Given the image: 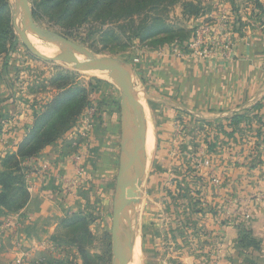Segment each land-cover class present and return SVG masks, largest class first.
Returning <instances> with one entry per match:
<instances>
[{"label": "rangeland", "instance_id": "374dc122", "mask_svg": "<svg viewBox=\"0 0 264 264\" xmlns=\"http://www.w3.org/2000/svg\"><path fill=\"white\" fill-rule=\"evenodd\" d=\"M236 1L176 0L171 4L165 3L150 12V16L163 19L173 28L174 33L164 32L145 40L140 37L131 38L132 28L125 30L127 27L121 26L124 25L121 21L103 23L95 20L73 30L71 35L46 14L40 13L36 17L41 25L68 36L94 54L127 62L132 72L126 64L122 66L132 74L135 90L145 95L149 117L155 129L156 146L150 158L142 205L132 212L137 216L143 264H226V247L231 238L228 236L231 228L234 230L237 227L235 229L239 230L238 241L242 229L246 227L250 230L248 226L252 216L251 203H264V137L256 134L258 130L264 129V111L261 119L254 110L247 111L245 114L252 117V123L248 125L247 120L242 122V132L238 131L233 138L228 139L221 132V124H228L233 113L244 112L264 97L249 107L220 117H211L209 112L202 113L197 108H185L186 105L178 100V94H165V99L173 102L178 98L177 101L185 105H180V108L172 106L175 109L172 114L168 105L157 98L163 92V85L159 83L156 72L164 58L170 57L169 52L160 54L158 51L173 42L165 40L172 34L176 38H185L183 41L192 38V19L207 20L206 15L210 11L231 5L236 17L240 15L241 22L242 14L246 17L255 15L258 29H264L262 0ZM10 2L13 20L15 0ZM30 2L35 8L33 0ZM16 16V27L21 29L17 26V11ZM135 19L137 25H140L142 16L136 15ZM248 22L251 23L249 20ZM13 27L19 39L13 46L9 45L8 53L0 54V109L3 124L0 131V171L6 169L7 156L18 152L36 113L43 111L44 106L63 91L62 83L65 82L66 90L76 87L87 89L91 102L74 126L62 133L55 142L42 149L38 155L21 160V172L26 175V187L30 195L27 204L35 188L32 176L37 167L34 163L39 156H45V152L50 154L52 149L56 157L71 161L76 171L75 176L65 178L75 179L79 186L74 189L72 184L66 186V182L62 181L64 187L59 189L60 192L63 190V197L67 200L63 208L66 215L62 218V238L45 243V250L40 254L36 253L27 260L14 258L11 262L48 264L51 260L63 261L65 264H83L78 246L73 242L78 235L71 227H66L64 222L74 215L82 214L91 221L89 228L92 239L85 245L94 255L92 264H113V202L117 189L120 152L116 163L117 170L112 176L113 182L110 183L104 176L105 150L103 152L104 148L97 144L95 136L98 133L105 137L107 133L111 134L115 126L119 127L120 135L122 134L121 90L114 81L88 73L92 68L83 71L62 61H46L36 56L23 43L14 24ZM109 28H113L122 39L105 40L102 34ZM39 39L44 43L48 42ZM63 51L65 53L64 45ZM75 52L87 57L83 52ZM135 57H139L140 61H134ZM60 75L67 79L58 81ZM95 77L105 80V83L93 88L97 83ZM169 120L171 127L168 126ZM210 144L214 148H210ZM45 157L47 164L43 166L46 170L58 169V161H54L57 158ZM57 177L62 179L60 175ZM256 186L257 190L254 191ZM107 191L112 201L110 205L105 196ZM20 201L21 198L18 202ZM27 204L21 209L26 208ZM21 209L0 206V235L12 229L9 228L12 225L8 224L21 217ZM250 232L254 237L251 230ZM3 244L2 241L1 250ZM21 245L20 241L14 242L15 247L19 248ZM244 248L246 255L242 257L247 258L245 263H256L257 259L252 256V252L258 251L259 247L249 243ZM251 248L253 251L249 252Z\"/></svg>", "mask_w": 264, "mask_h": 264}, {"label": "crops", "instance_id": "0c3cea01", "mask_svg": "<svg viewBox=\"0 0 264 264\" xmlns=\"http://www.w3.org/2000/svg\"><path fill=\"white\" fill-rule=\"evenodd\" d=\"M239 17L238 14L231 60L212 66L210 63L193 59H180L172 56L164 58L156 72L159 83L163 85V88L161 87L163 92L159 93L157 98L168 105L172 114L175 110L172 106L180 108L186 105L185 108H197L202 113L209 112L211 117H220L249 107L256 100L264 97V29H258V20L255 15L246 17L242 14V22ZM251 17L253 19H250ZM172 93L178 94L179 99H177L185 105L177 99L173 102L165 99V94ZM168 123L171 127L170 120ZM95 141L104 148L103 152L105 150L103 153L106 158L104 176L112 183L120 152L119 127L115 126L111 134L107 133L105 137L96 133ZM53 150L50 154L45 152L44 155L48 158H57L54 161H58L56 164L58 169L46 170L44 168L47 164L46 157L43 155L36 159L34 164L37 168L32 176L35 188L31 193V199L27 207L21 209V215L19 214L21 217L11 220L8 224L12 225L9 228H14V230L8 229L0 235V245L2 241L4 242L2 250V246L0 247V264H13L11 261L14 258L15 260L16 258L27 260L36 253H42L45 250V243L48 244L50 240L56 239L57 241L62 238L64 220L62 218L66 215L63 208L67 200L63 197V190L60 192L59 189L64 187L62 179L74 177L76 171L71 161L56 157ZM57 175H60L62 179H59ZM109 194L108 191L105 193L108 205L112 203ZM250 206L252 216L248 227L253 233L255 242H258L259 250L253 251L251 248L249 252L253 251L252 256L257 259L254 264H264V203L253 201ZM235 228L237 227L233 230L232 227L228 235L231 238L226 247L225 263L246 264L247 258L242 257L246 255V250L244 247L237 246L239 230ZM17 241L22 242L19 248L14 246V242Z\"/></svg>", "mask_w": 264, "mask_h": 264}, {"label": "trees", "instance_id": "16d2710c", "mask_svg": "<svg viewBox=\"0 0 264 264\" xmlns=\"http://www.w3.org/2000/svg\"><path fill=\"white\" fill-rule=\"evenodd\" d=\"M176 0H33L35 5V18L40 14H46L52 21L65 28L67 33L73 34V30L79 29L86 23L95 20H101L103 23L123 22L126 29L132 28V37H140L141 40L158 36L164 32L174 33L173 28L159 17H151L150 12L157 10L165 3H174ZM142 16V22L137 25L135 16ZM197 15V14H196ZM12 20V4L10 0H0V54L9 52V45H14L19 37L14 33ZM120 25V24H119ZM192 31V30H191ZM105 40L118 41L121 35H118L113 28L103 31ZM185 36V35H184ZM173 34L165 38L166 41L175 39L184 40L185 38H176ZM67 77L60 75L58 81H64ZM97 88L105 80L95 77ZM63 91L55 97L50 103L44 106V110L36 113L33 124L28 127L29 131L20 143L18 152L10 154L5 160L6 169L0 171V206L9 209L18 210L27 204L29 200V191L26 187V175L21 172V160L31 158L39 154L42 149L56 141L59 136L67 132L74 126L78 118L84 114L85 109L90 104L88 91L85 88L76 87L66 90L65 82L62 83ZM264 99L256 102L244 112H235L230 118L228 124H221V132L224 136L234 137L238 131H241V123L248 121L251 124V116L245 114L247 111L254 110L259 119L262 118L264 110ZM2 109H0V131L3 124L1 122ZM264 129L257 131V135H263ZM242 132V131H241ZM229 139V138H228ZM211 145V144H210ZM210 148H214L212 144ZM18 195H21L18 196ZM21 198V201L18 200ZM66 227H71L78 235L73 239L77 244L80 258L83 264H92L94 255L86 248L85 243L92 239V232L89 228L91 221L86 215H74L64 221ZM243 233V235L241 234ZM256 244L251 236L249 229H242L238 239L239 247ZM48 264H65L63 261L49 260Z\"/></svg>", "mask_w": 264, "mask_h": 264}, {"label": "water", "instance_id": "95a60500", "mask_svg": "<svg viewBox=\"0 0 264 264\" xmlns=\"http://www.w3.org/2000/svg\"><path fill=\"white\" fill-rule=\"evenodd\" d=\"M13 24L16 27V11L23 12L26 25L22 29L16 30L22 39L23 43L38 57L46 61H62L73 65L79 70H87L89 68L100 66L111 72L115 78V84L121 90V151L119 160V171L117 175V189L113 202V223H112V238H113V264H132L133 251L132 248L125 244L123 239V211L128 201L129 195H132V190H137V186L133 187L135 179L137 183L141 181V175L135 173L139 162V137L136 110V90L131 75H127L121 69L122 64H126L132 72L131 66L120 59L107 55H98L89 51L87 48L79 45L68 36L45 27L37 22L34 15V8L30 0H15L13 6ZM32 30L39 38L50 40L65 45V53L50 57L41 53L27 37V31ZM75 49L82 50L88 58L85 61L79 60Z\"/></svg>", "mask_w": 264, "mask_h": 264}, {"label": "bare ground", "instance_id": "6f19581e", "mask_svg": "<svg viewBox=\"0 0 264 264\" xmlns=\"http://www.w3.org/2000/svg\"><path fill=\"white\" fill-rule=\"evenodd\" d=\"M14 1V0H12ZM18 23L17 26L19 28H24L26 25V21L23 16V12L18 10ZM17 17V16H16ZM27 37L31 41V43L44 55L55 57L62 54L63 45L61 43L55 41H49L44 43L42 40L37 38L35 35L31 33L30 30L27 31ZM65 46V45H64ZM75 51L82 53L83 51L80 49H75ZM84 53V52H83ZM79 60L85 61L87 57L77 54ZM121 69L127 75H131V79L133 81V76L129 71H127L122 65ZM88 73L93 75H97L99 77L108 78L111 81H115V78L111 74V72L103 67L95 66L92 69L88 70ZM136 88V87H135ZM136 103H134V108L136 110V118H137V127H138V137H139V164L136 167L135 173L137 172L141 175V181L133 184L137 186V190L133 188L132 195H129L128 201L126 203L125 209L123 211V239L126 245L132 248L133 251V261L132 264H143V250L141 244V238L139 236V232L137 231V216L133 214L136 209L142 205V200L144 197V189L147 182V174L150 166V158L153 150L155 148V129L151 119L149 117V109L146 102L145 95L139 91H136ZM141 211V210H139ZM138 215V213H137ZM140 229V228H139Z\"/></svg>", "mask_w": 264, "mask_h": 264}, {"label": "built area", "instance_id": "2783aa9c", "mask_svg": "<svg viewBox=\"0 0 264 264\" xmlns=\"http://www.w3.org/2000/svg\"><path fill=\"white\" fill-rule=\"evenodd\" d=\"M262 7L264 9V0H262ZM206 18L207 20L192 19L194 34L188 41L175 39L171 44L160 49L158 53L169 52L172 57L207 62L212 66L231 60L235 45L234 31L237 24L233 6L226 5L214 9L206 15ZM134 61H140V58L135 57ZM77 172L83 174L80 170ZM62 180L66 182V186L72 184L74 189L79 186L75 179L65 178Z\"/></svg>", "mask_w": 264, "mask_h": 264}]
</instances>
